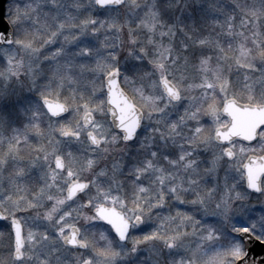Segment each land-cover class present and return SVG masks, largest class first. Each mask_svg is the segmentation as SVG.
<instances>
[{
  "label": "snow or ice",
  "instance_id": "1",
  "mask_svg": "<svg viewBox=\"0 0 264 264\" xmlns=\"http://www.w3.org/2000/svg\"><path fill=\"white\" fill-rule=\"evenodd\" d=\"M0 264H264V0H0Z\"/></svg>",
  "mask_w": 264,
  "mask_h": 264
}]
</instances>
